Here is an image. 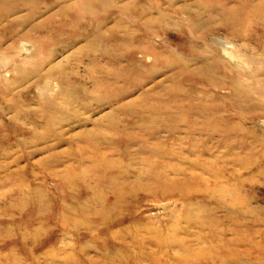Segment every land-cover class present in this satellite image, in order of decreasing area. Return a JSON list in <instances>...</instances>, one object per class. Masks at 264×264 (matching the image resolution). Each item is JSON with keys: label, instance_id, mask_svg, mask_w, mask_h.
I'll list each match as a JSON object with an SVG mask.
<instances>
[{"label": "rangeland", "instance_id": "374dc122", "mask_svg": "<svg viewBox=\"0 0 264 264\" xmlns=\"http://www.w3.org/2000/svg\"><path fill=\"white\" fill-rule=\"evenodd\" d=\"M77 1L0 0V50L12 46L9 53L0 52V68L24 61L33 65L34 61L42 72L28 80L65 78L60 81L63 93L56 96L78 110L72 121L63 117L62 140L56 145L49 142L54 144L51 151L40 149L29 161L11 164L7 172L30 164L25 171L0 174V264H221L223 246L200 237V230L189 220L206 214L220 201L231 202L239 190L238 198L245 195L251 207L264 209V175L259 172L264 165H258L259 154L243 160L250 150L240 157L236 155L239 150L224 155L228 149L223 144L201 152L195 141L186 139L177 117L194 115L197 110L189 105L200 103V97L201 104L220 106L208 114L223 118L220 127L225 121L237 126L240 117L234 119V115L245 118L250 113L241 110L244 103L221 97L225 91L216 90L227 86L221 71L193 60V55H211L205 45L191 41L174 15L169 21L156 20L158 10L169 6L162 0H85L79 12L71 8ZM175 1L172 10H184L186 15H205L207 8L227 2L236 9L245 2L246 11H238L239 19L216 20L215 24L222 22L234 30L221 31L219 41L231 55L261 54L254 47L264 48V0ZM196 1L204 6L196 7ZM69 5L66 12L56 14ZM150 19L156 21L148 33L142 24ZM158 28L163 31L153 35ZM244 34L250 35L248 47L241 40ZM29 43L36 48L33 54L38 59L27 61ZM146 55L156 57L157 62L149 65ZM262 60L263 55L257 56V61ZM171 62L173 69L168 67ZM188 63L189 70L202 66V73H188L184 68ZM55 64L66 68L45 75ZM70 71L74 73L69 75ZM176 72L179 75L173 79ZM1 74L13 78L8 71ZM17 90L6 94L5 100ZM181 90L184 94L177 96L175 91ZM92 95L119 99L97 109ZM89 103L92 109L85 110L83 106ZM245 104L252 111L259 110L251 101ZM30 106L37 105L31 102ZM177 124L181 130L170 132ZM239 126L255 129L252 124ZM158 127L164 128L154 136L147 134ZM98 135L102 142L96 140ZM249 142L256 151L262 149L259 143ZM11 152L9 159L0 160L1 165L21 154L17 149ZM52 152L59 156L43 161ZM164 188L174 190L166 195L173 202L169 208H160L152 200V190ZM205 198L210 201L207 205L197 203L205 204ZM256 230L264 232V228ZM227 239L231 241L233 235ZM250 247L252 256L240 254L243 263L264 264V237L255 238ZM250 247L241 245L240 249Z\"/></svg>", "mask_w": 264, "mask_h": 264}, {"label": "bare ground", "instance_id": "6f19581e", "mask_svg": "<svg viewBox=\"0 0 264 264\" xmlns=\"http://www.w3.org/2000/svg\"><path fill=\"white\" fill-rule=\"evenodd\" d=\"M64 1L67 2L69 0ZM84 1L85 0H79L77 2H73L71 4L72 10H77V12H79V10L82 8L78 9V7L80 3L83 4ZM174 1L175 0H162V4H167L169 6H167V9L165 10H158V18L156 20L169 21L172 20V15H174L177 20L176 24L188 30L187 37H189L191 41H194L196 44L200 43L202 45H205V47L208 49L206 50V52L209 51L211 55L208 57L193 55V60H200L203 63L202 66H205L208 69H216V71H221L223 74L222 81H224L227 86L224 89L215 86L216 90L218 92H221L222 90L225 91L223 94H221V97H231L232 99L236 98V101L240 103L242 102V104L244 103V105L240 106L241 110L250 113L245 114V118L241 117L240 115H234V119L236 118V116L240 117L241 119H239V121L237 122V126L232 125L231 122L225 121V126L223 125L222 127H220L219 125H222L220 124V122L223 121V118L218 119L214 116L212 117L208 115L209 113L216 111L220 106L216 104L214 106L208 107L207 105L201 104V100L203 99V97H200V103L189 105L190 109L197 110L194 115H189L188 117H177L178 123H183V133L185 134L186 139H190L189 141H195L194 145L197 146L201 152H206V150L211 151L212 149H214V147H220L222 146V144L226 149H228V152L223 153L224 155L226 153H231L232 150H239L236 155L240 157L239 155L241 154V152L250 150L251 153H247V156H245V159L243 160H247L248 156L256 157L257 154H259L258 165H264V134H261L264 133V60L257 61V56L258 58L261 55L264 56V48H260L257 46L254 47L257 50V53L261 54H252L251 56H247L248 54H245L246 56H244L243 54L240 53V55L237 52L239 55H231L229 51H227L226 48L222 44H220L219 36H221L220 32L223 30L225 32L231 33H233L234 30H232V28L225 27V23L222 22L215 24L216 20L219 17H224L226 18V20L233 18L239 19V14L246 11V6L243 4L245 2L242 3L241 1H239L242 4H239L236 9L229 8L228 5L230 2H227L219 8H207L205 15L200 12H190V15H186V12L184 10H172L171 7L174 6L175 3H177V1L173 3ZM203 4L204 3H202V1L195 2V6L198 8L203 7ZM48 7L49 6L47 5L45 6V8ZM14 8L16 9V7ZM68 8H70V5L64 7L63 9H59L56 14L61 15V13L66 12ZM170 11H172L173 14H171ZM238 11L240 13H238ZM77 12L76 15H78ZM31 13H33V10H31ZM95 18L98 17L96 16ZM80 20L82 21L83 18ZM136 20L138 19L134 20L135 23H137ZM156 20L150 19L144 21L142 24V29L150 33L151 26ZM161 29L162 28L153 30L152 34L163 31ZM147 35H149L150 38V34ZM14 36L16 37L17 35L15 34ZM249 36L250 35L244 34V36L241 37V40L246 41L243 43V46L245 47L249 46L247 42L249 41ZM156 39H158V37ZM2 44L3 40H0V46H2ZM11 48L12 46L7 49L0 50V52H8V50H10ZM35 49L36 48H34L32 44H27V46L25 47V51L28 53L27 61H29L30 59L32 60L34 57H36V55L33 54L35 53ZM200 54L202 55V53ZM36 58H34L33 60H35ZM144 58L147 62H149V65L150 62H157L158 60L156 57H150V55H146L144 56ZM32 62L33 65L29 64L30 62L27 64L24 61L23 64L16 63L13 67L8 68L7 66L2 65V67L0 68V71H8L11 75H13V78H7L4 74L0 75V160L9 159L12 154L11 151H13L14 149L21 151V154L13 157L8 164L1 165L2 163H0V174H18L22 171H25L30 164L20 167L17 170L7 172L9 171V167L11 164L19 166L22 160L25 159L29 161L31 157L35 155V153L40 149L51 151L53 148L51 146L60 143L62 140V125L65 121L63 117H68L69 121H72L77 117V107L75 108L73 106V108L70 105L71 103L69 104L68 102H65L67 106L64 105V103L59 102L58 96H56L58 95V93H63L60 81L64 80L65 78L61 77V79L57 80L56 82L52 80L46 82L35 80L30 81L28 79H30L31 76L42 72V66L34 65V61ZM173 64L174 63L172 62L168 63V67L173 69V67H175V65ZM202 66L195 69L193 68V70H189L190 65L188 63L184 65V68L189 71L188 73L199 74L202 73ZM65 68L66 67L62 68L60 64H55L46 71L45 75H54L53 73L60 72ZM73 73V71H70L69 75ZM178 75L179 72H176L171 77H173V79H176ZM213 77H215V75ZM16 89L19 90L15 91L12 94L13 97L10 100H5L4 96ZM32 90H38V94L32 93ZM175 94L177 96L183 95L184 90L175 91ZM118 99L119 97L117 96L108 97L107 99L100 98V96H93V101L98 106L97 109L105 106L106 104H108V102H118ZM249 101L253 102L254 107H257V109L259 108V110H250V107L245 104ZM31 102H34V104L37 106L35 108H31ZM92 106L93 104L89 103L86 106H83V108L85 110H91ZM179 107H182V105ZM71 111H73L72 114L70 113ZM243 118L244 121H242ZM239 124H252L255 129L252 130L250 128H243L242 126H239ZM163 128L164 127H158L157 129H153L154 131H148L147 134L150 136H154L158 134L160 129ZM169 130L173 133L181 129H179V125L177 124V126L175 125ZM96 137H98L96 138V140L98 139V141H103L102 136L98 135ZM94 139L95 137H93V140ZM249 139H251L254 143H259L260 145H262V149L256 151L255 147H253L249 142ZM51 141H54L55 143L53 145H50L49 142ZM41 144L47 145H45L44 148H38V146ZM28 148H33L35 150L28 151ZM252 149H254L255 151L253 152ZM58 156V152H52L43 161H53ZM39 164L42 163L39 162L38 165ZM244 169L248 170L247 166L244 167ZM259 172L264 175V168H260ZM244 181L245 179L241 180V189L246 186V183H244ZM64 183L66 184V182ZM58 184L60 183L58 182ZM169 190L168 188L158 189V191H155V189L152 190L154 193L152 200H154L153 202L156 206L160 208H169L173 204L172 201L166 199V195L169 193ZM240 191L241 190H239L237 194L234 191L231 192L232 195L236 194V198L231 200V202L227 203L224 201H220L219 203L207 209L206 214L202 215L199 218L196 217L189 220V222L194 224L200 230V237H203V239L211 238L212 241H217V243L221 247L223 246L222 249H228L229 247L232 248L231 251L228 249V252H225L224 249L222 250V252L220 253V256L222 257L221 264H244L243 262L245 261L240 254L244 255V257L252 256L254 250H252L250 247L251 241H253L257 237H264V232L256 230L264 228V209L261 207H251V200L245 195H243L241 198H238ZM159 192H162V196L160 197L158 196ZM58 193L61 194L60 192ZM180 193H183V191L181 190ZM169 195L171 194L169 193ZM163 198H165L166 201H163L165 200ZM18 200L22 202L23 199L18 198L17 201ZM203 201L205 202V204H202V202L200 201H198L197 203H201L202 206H205L210 202L206 198ZM229 234L233 235V239H231V241L227 239V236ZM241 245L248 246L251 250H242L240 249ZM257 259L259 258L257 257Z\"/></svg>", "mask_w": 264, "mask_h": 264}]
</instances>
